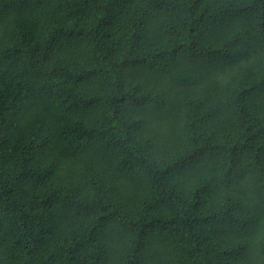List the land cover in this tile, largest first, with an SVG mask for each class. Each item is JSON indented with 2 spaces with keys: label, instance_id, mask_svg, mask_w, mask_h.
<instances>
[{
  "label": "trees",
  "instance_id": "16d2710c",
  "mask_svg": "<svg viewBox=\"0 0 264 264\" xmlns=\"http://www.w3.org/2000/svg\"><path fill=\"white\" fill-rule=\"evenodd\" d=\"M0 264H264V0H0Z\"/></svg>",
  "mask_w": 264,
  "mask_h": 264
}]
</instances>
